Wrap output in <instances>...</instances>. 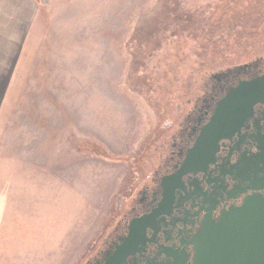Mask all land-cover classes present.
Listing matches in <instances>:
<instances>
[{"label": "rangeland", "instance_id": "obj_1", "mask_svg": "<svg viewBox=\"0 0 264 264\" xmlns=\"http://www.w3.org/2000/svg\"><path fill=\"white\" fill-rule=\"evenodd\" d=\"M38 2L9 90L19 106L34 95L39 129L32 143L25 126L24 170L0 201V264H83L178 89L250 49L264 0Z\"/></svg>", "mask_w": 264, "mask_h": 264}, {"label": "flooded vegetation", "instance_id": "obj_2", "mask_svg": "<svg viewBox=\"0 0 264 264\" xmlns=\"http://www.w3.org/2000/svg\"><path fill=\"white\" fill-rule=\"evenodd\" d=\"M258 28L248 51L197 70L178 89L175 110L166 109L133 168L115 225L83 264H193L207 219L264 195V26ZM242 83L247 89H238Z\"/></svg>", "mask_w": 264, "mask_h": 264}, {"label": "crops", "instance_id": "obj_3", "mask_svg": "<svg viewBox=\"0 0 264 264\" xmlns=\"http://www.w3.org/2000/svg\"><path fill=\"white\" fill-rule=\"evenodd\" d=\"M38 14V0H0V201L7 195L8 186L16 185L19 182L17 176L20 178L23 173L25 126L31 125L32 143L34 126L39 129V104L37 101L34 105V95L28 98L31 99L30 104L25 106L21 100L19 106L10 97L20 91L9 90V80L18 60L17 52L20 42H23L25 27L27 29L32 25ZM15 111L17 113L13 115ZM8 121L17 122L13 134H8ZM9 137H14L10 146L6 144Z\"/></svg>", "mask_w": 264, "mask_h": 264}, {"label": "water", "instance_id": "obj_4", "mask_svg": "<svg viewBox=\"0 0 264 264\" xmlns=\"http://www.w3.org/2000/svg\"><path fill=\"white\" fill-rule=\"evenodd\" d=\"M250 84V83H249ZM242 83L238 89H247ZM132 235L119 251L125 252ZM193 264H264V195L253 194L242 205L207 219L196 237Z\"/></svg>", "mask_w": 264, "mask_h": 264}, {"label": "trees", "instance_id": "obj_5", "mask_svg": "<svg viewBox=\"0 0 264 264\" xmlns=\"http://www.w3.org/2000/svg\"><path fill=\"white\" fill-rule=\"evenodd\" d=\"M166 104H169V103L166 102ZM168 106H169V105H168Z\"/></svg>", "mask_w": 264, "mask_h": 264}]
</instances>
